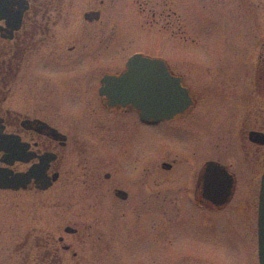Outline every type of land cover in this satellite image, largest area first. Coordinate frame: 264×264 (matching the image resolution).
<instances>
[{"label": "flooded vegetation", "instance_id": "af4514ba", "mask_svg": "<svg viewBox=\"0 0 264 264\" xmlns=\"http://www.w3.org/2000/svg\"><path fill=\"white\" fill-rule=\"evenodd\" d=\"M116 1L120 28L111 24ZM185 1L181 11L177 1L173 10L172 0H0V168L10 174L34 170L24 188L0 190L45 192L62 179L81 176L84 194L91 198L84 213V235L78 222L56 223L34 237L27 232L23 246L33 249L24 264H121V258L89 263L61 230L76 244L86 238L97 249L122 245L127 212L134 213L140 202L155 209L159 197L168 199L158 186L167 190L185 186L192 203L219 210L197 195L208 162L219 163L232 174L229 202L236 190L238 158L251 160L249 167L253 175H260V185L264 169L260 30L256 29L258 58L250 82L258 106L254 114L249 109L248 118L232 110L242 100V95L238 103L232 97V71L239 73L241 88L247 72L237 58L238 49L246 50L242 41L248 39L254 11L264 9V0ZM176 13L179 25L174 28ZM157 32L180 40L181 57L168 60L152 54L149 43ZM115 38L116 48L122 49L119 61L109 48ZM140 39L144 45L136 49ZM136 53L165 61L189 97L181 111L142 118L131 103H113L100 93L103 77L118 75ZM142 150L147 153L141 155ZM75 155L83 163L76 162ZM99 204L101 211L96 210ZM141 218L137 213L139 232L140 224L145 225ZM149 218L154 220L155 212ZM151 219L149 233L154 229Z\"/></svg>", "mask_w": 264, "mask_h": 264}, {"label": "rangeland", "instance_id": "374dc122", "mask_svg": "<svg viewBox=\"0 0 264 264\" xmlns=\"http://www.w3.org/2000/svg\"><path fill=\"white\" fill-rule=\"evenodd\" d=\"M172 1L174 5L177 1L182 11L186 1ZM192 2L195 0H189V3ZM118 8L119 2L116 1L111 24H117L120 28ZM173 10H176V5L173 6ZM254 14L248 39L242 41L246 50L237 48L239 63L247 72L241 88L239 73L232 71V89L235 88L232 97L234 95L236 103L240 102L242 95L241 102L233 105L232 110L237 115L244 114L246 118L250 116L249 109L254 114L258 106L256 102L258 96L250 83L258 58L256 29L260 30L259 35L263 33L264 36V9L254 11ZM177 17L178 13L172 17L174 28L179 25ZM129 35L131 36L132 32L126 34V37ZM118 39L120 40L119 32ZM118 39L111 41L109 47L116 61L120 60L119 53L122 52L121 48H116ZM134 45L136 49L138 46L142 48L143 40H136ZM149 47L153 55L168 60L181 57L183 50L179 39L167 38L158 32L155 38L151 39ZM189 53L191 54L192 50ZM233 69H236V65ZM145 153L147 150L140 152L141 155ZM75 158L76 162L83 163L80 155H75ZM238 161L235 165L237 175L235 194L226 206L215 212L192 203L189 197L192 194L185 186L168 187V190L165 186H158V191L166 193L168 199L164 201L159 197L155 209L149 202H140L135 205L134 213L127 212L122 227L125 235L122 245H111L109 250L97 249L91 244L93 242L91 240L85 238L76 244L72 235L62 230L61 233L66 236L67 242H72L81 258L89 260V263L121 258V264H258L257 205L260 175H253V170L249 167L251 160L242 158L240 161L238 158ZM76 171L80 172L79 168ZM85 188L84 178L80 176L76 180L62 179L45 192L0 190V264H24L25 258H28L27 253H31L33 249L30 245L23 246V237L27 232L34 237L41 231H48L56 223L63 225L78 222L77 226L84 235L87 231L84 213L89 209L87 204L91 200L90 196L86 198ZM116 204H113L112 210H116ZM96 210H102L100 204ZM153 212L154 220L149 218ZM137 213L141 219L144 218L146 225L145 229L144 223L142 226L140 224V232L137 231ZM149 219L154 223L151 233L147 229ZM17 244L19 245L15 248ZM66 255L68 258V253Z\"/></svg>", "mask_w": 264, "mask_h": 264}, {"label": "water", "instance_id": "95a60500", "mask_svg": "<svg viewBox=\"0 0 264 264\" xmlns=\"http://www.w3.org/2000/svg\"><path fill=\"white\" fill-rule=\"evenodd\" d=\"M100 93L113 103H131L142 118L169 117L189 102L186 89L169 73L163 59L138 53L128 58L125 69L118 75L103 77ZM33 172L31 169L10 174L0 168V188H24ZM232 186V174L221 164L208 162L202 171L197 195L207 206L222 208L232 197ZM46 187L47 184L42 186ZM257 251L259 264H264V170L258 195Z\"/></svg>", "mask_w": 264, "mask_h": 264}]
</instances>
